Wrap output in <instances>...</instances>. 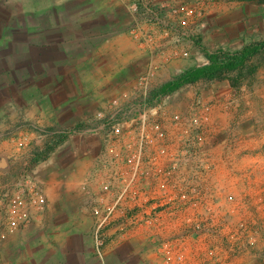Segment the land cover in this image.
Segmentation results:
<instances>
[{"label":"rangeland","instance_id":"obj_1","mask_svg":"<svg viewBox=\"0 0 264 264\" xmlns=\"http://www.w3.org/2000/svg\"><path fill=\"white\" fill-rule=\"evenodd\" d=\"M105 1L109 7H119L109 8L108 14L122 19L120 31L141 50V55H128V72L92 71L86 64L74 67L66 61L72 55L86 62L91 59L87 37L103 38L107 32L103 8L101 21H93L92 15L83 17L80 8L72 6L77 0H69L68 9L61 2L55 6L56 0H0V173L16 178L28 171L42 177L60 159L81 183L107 165L106 145L126 146V155H135L141 138L155 139L150 127L158 122L167 131L166 144L176 146L161 164L167 167L173 162L176 167L170 177L178 193L185 190L189 198L154 197V183L148 178L144 198L123 199L126 212L117 213L114 220L126 228L104 231L103 249L115 242H131L127 247L137 255L146 242L144 249L157 264H264V54L243 75L229 76L238 84L200 81L160 100L150 96L187 69L205 65L207 54L238 52L264 39V1L169 0L191 5L196 16L182 18L180 23L186 24L178 30L189 25L190 37L174 40L171 51L163 55L152 53L151 42L132 37L135 22L123 0ZM65 50L71 55L55 59V52ZM201 114L208 119L200 135L193 132L183 138L190 117ZM142 116L150 124L141 135ZM63 133L68 134L64 143L34 164L46 141L50 137L56 141ZM87 144L92 151L83 149ZM107 171L135 176L129 163L108 166ZM149 173L155 175L153 166ZM14 178L7 181L0 176L1 185ZM181 179L186 182H178ZM182 183L186 184L181 187ZM86 185L89 193L81 206L88 214L93 215L102 199L113 202L102 189L98 195ZM4 191L1 188L0 195ZM152 215L153 225L148 224ZM97 220L95 216L98 224ZM133 263L139 264L136 259Z\"/></svg>","mask_w":264,"mask_h":264},{"label":"crops","instance_id":"obj_2","mask_svg":"<svg viewBox=\"0 0 264 264\" xmlns=\"http://www.w3.org/2000/svg\"><path fill=\"white\" fill-rule=\"evenodd\" d=\"M60 2L67 7L66 9L72 4L69 0H56L55 6H58ZM75 4L72 6L79 7L83 17H87V14L92 15L89 18L93 21H101L99 16L103 8L105 13L102 21L106 25L107 32L103 38L101 35L100 37L94 35L87 37V46L92 50V57L87 62L76 55H72L66 61L74 67L86 64V66H91L89 70L92 71L128 72L129 65L131 66L128 55L134 57L141 55V50L131 43L125 33L120 31L123 25L122 19L112 15L111 12L108 14V10L111 11L112 8L116 10L119 7L114 5L109 7V3L105 0H77ZM84 19L79 22L81 25ZM85 40L84 37L81 41ZM68 52L67 50L63 53L55 52V59L60 61V56L71 55ZM66 61L63 62L66 63ZM136 63L139 62L136 60ZM87 148L92 151L90 144L83 147L88 151ZM2 155L3 153H0V156ZM66 167L59 159L47 174L42 177L37 176L45 186L48 204L45 210L33 212L31 224H28L22 231L7 234L3 224V214L0 211V264H134V259L139 264H147L148 260H150L149 264H157L154 256L147 255L144 249L146 242L142 243V251L137 255L128 248L131 242H115L114 245L109 244L104 249L103 247L98 249L95 239L97 226L95 216L88 214V210L81 206L85 194L89 193L86 190L88 180L78 183L73 174L69 175ZM0 176L9 181L16 175L0 173ZM3 187L6 188L0 182V189ZM114 232L116 231H109V233ZM126 247V254L120 257V252Z\"/></svg>","mask_w":264,"mask_h":264},{"label":"built area","instance_id":"obj_3","mask_svg":"<svg viewBox=\"0 0 264 264\" xmlns=\"http://www.w3.org/2000/svg\"><path fill=\"white\" fill-rule=\"evenodd\" d=\"M123 1L128 5V11H130L129 13L132 14L134 18L133 21L135 22V26L131 30L132 37L138 41L145 40L147 43L151 42L150 46L153 50V54H168L171 51L170 46L173 44L174 40L181 38V36L190 37L189 25L182 31L178 30V26L180 24H186L184 20L180 23L182 18H192L196 16V10L191 5L186 3L175 4L173 1L169 0ZM201 26L205 27V22H202ZM153 43L155 47L152 46ZM149 74L150 72L148 76ZM203 109L204 112L207 113L208 107L203 106ZM207 119V114H201L200 116L192 115L188 125V127H190L184 129L181 136L183 138H185V136L188 138L193 132L197 133V136H199L202 125ZM140 121L139 133L142 135L146 133V128L150 123L147 121L146 116H142ZM150 129L155 135V139L149 141L141 138L135 155H126L125 152H128L126 146L117 149L114 145H106L104 163L107 165L102 169L98 168L91 179H88L91 191H95L99 195L102 189V194L106 195V197L109 196L108 200H113L112 203H107L106 199H102L101 204L92 211L94 216L99 217L95 235L98 249H101L105 245L106 235L104 231L122 230L126 228L125 224L121 222L117 223L114 217L117 213L124 214V212H126V210L122 208V201L124 202V200H127L128 196L135 199H142L145 197V190H147V186L144 184L145 180L146 184L149 183V179L154 183L152 187V196L154 197L160 195L164 199L170 200L189 198L184 188H181L184 192L178 193L175 185L176 181L173 180L174 178L170 177L172 167H176L173 165V162L172 165L168 164L167 167L165 164H161L163 162V157L169 156V158H171V151H174L176 146H171L170 143L166 144V141H169L168 134L160 123H152ZM119 131L118 129L117 133H119ZM23 141H28V137H24ZM23 144L24 142H21V145ZM152 152H154V155H150ZM125 156L127 160L121 158ZM128 163L135 168L134 177H126L122 171H112L114 174L107 171L108 166L120 167ZM149 166L154 167L155 175L153 177L149 175ZM164 166L167 170L164 172L168 177L163 175L164 172L162 168ZM106 167L107 170H105ZM178 182H186V179H181V181ZM185 184L186 183H182L181 187ZM4 190L0 198V211L3 214V224L7 234H15L22 231L28 224H31L34 211H43L47 207L48 202L45 186L43 182L32 175L31 172L24 171L20 173L8 183ZM197 196L195 195V197ZM153 218L154 215H152L148 224H152Z\"/></svg>","mask_w":264,"mask_h":264},{"label":"trees","instance_id":"obj_4","mask_svg":"<svg viewBox=\"0 0 264 264\" xmlns=\"http://www.w3.org/2000/svg\"><path fill=\"white\" fill-rule=\"evenodd\" d=\"M248 2H262L264 0H245ZM264 54V39L245 46L238 52L219 51L207 54L208 62L202 66L187 69L172 80L163 84L160 89L150 94L152 99L160 100L165 96L182 89L185 86L196 84L200 81H224L230 80L232 85L238 84V80L230 78L234 74L243 75L246 67L257 57ZM243 77V76H241ZM74 128L70 133L74 132ZM56 136V135H55ZM68 134H60L56 141L50 137L45 147L33 160L34 164L47 159L55 149L67 139ZM54 141V142H53Z\"/></svg>","mask_w":264,"mask_h":264}]
</instances>
